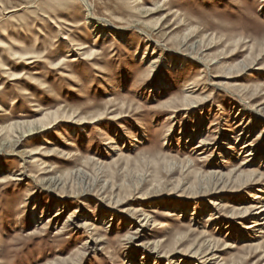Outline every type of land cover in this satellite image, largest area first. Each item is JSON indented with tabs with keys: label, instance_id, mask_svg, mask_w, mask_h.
<instances>
[{
	"label": "rangeland",
	"instance_id": "rangeland-1",
	"mask_svg": "<svg viewBox=\"0 0 264 264\" xmlns=\"http://www.w3.org/2000/svg\"><path fill=\"white\" fill-rule=\"evenodd\" d=\"M86 2L0 0V264H264V0Z\"/></svg>",
	"mask_w": 264,
	"mask_h": 264
},
{
	"label": "bare ground",
	"instance_id": "bare-ground-1",
	"mask_svg": "<svg viewBox=\"0 0 264 264\" xmlns=\"http://www.w3.org/2000/svg\"><path fill=\"white\" fill-rule=\"evenodd\" d=\"M81 2H83L84 3V6L86 7V11H85V14H84V16H85V20L87 19V20H89L90 22H93L91 25L93 26V29H94V32H96V36L98 35V34H103L104 32L105 33H107L108 31H105L106 29V27L108 28V27H110L109 26V24L105 21V20H97L98 22H94V16L92 15V13H91V5L90 4H88L87 2H86V0H81ZM14 11V10H13ZM107 25L106 27H102V26H105V24ZM66 40V39H65ZM78 49L77 50H83L84 49V47H83V45H78V47H77ZM91 53H93V51H91L90 52V56H92L91 55ZM85 54H86V52H85ZM85 54H83V55H85ZM27 58H33V57H25L24 59H27ZM195 86V85H194ZM184 91L185 92H187V89H184ZM261 135V134H260ZM241 136H243V132L241 131L240 132V134H238L237 136H236V138L234 139V142H230L229 141V143H228V146L226 147L227 149H229V150H235L236 148L238 149V146H239V148H240V150H248L246 153H245V157L247 158V159H245V161L241 164V168L243 167V166H248L247 164L252 160V158L253 157H255V158H257L258 156H262V154H263V156H262V160H264V149H262V147H260V146H257V145H254L253 143H250V142H248L247 140H246V136H243V137H241ZM246 137V138H245ZM108 144H111V142H109ZM200 144H205L204 143V140L202 141H200ZM227 145V144H226ZM202 146H200V145H197L195 148H201ZM225 149V148H224ZM259 158V157H258ZM21 174H23L22 172L19 174V176L21 175ZM15 180H19V179H15ZM252 199L254 200V201H257V200H261V197H259V195H257V194H255V195H253L252 196ZM59 207V206H58ZM254 208H256V209H260V212H259V215H261L262 214V212L264 211V208H262V207H258V206H254ZM61 212V207H59V208H57V210L55 211V215H54V217H58V216H60V213ZM248 212H249V210H247V209H244L243 211H242V214H243V216H245L246 214H248ZM33 219L34 220H36V212L35 211H33ZM154 213H155V211H154ZM157 213V212H156ZM158 216H160V217H169V216H171V215H169V213H167V211H161V213L159 214H157ZM210 218V217H209ZM208 218V219H209ZM83 219L84 220H88V217H83ZM207 219V220H208ZM263 220V219H262ZM68 221H69V218L65 221V224H67L68 223ZM111 221H113V219H110L108 222H107V224H109V222H111ZM144 221V220H143ZM139 223L141 224V227H143V226H145L147 223H145L144 224V222H140L139 221ZM252 225H253V228H255V227H258V226H261L262 224H261V222H260V219H254L253 221H252ZM83 227H86L87 225H86V223L84 224V225H82ZM108 227V226H107ZM79 228H82V227H79ZM138 230V229H137ZM99 230H97V232H98ZM155 250V249H154ZM194 255H196V254H194ZM191 257H193L194 258V256L192 255ZM130 260V264H135L134 263V261L132 260V259H129ZM181 263V262H180ZM179 263V264H180ZM145 264V263H144ZM182 264V263H181ZM183 264H191L190 262L188 263V262H184Z\"/></svg>",
	"mask_w": 264,
	"mask_h": 264
}]
</instances>
